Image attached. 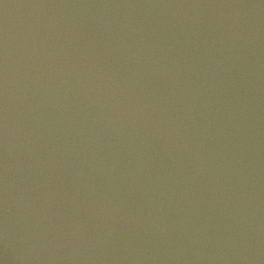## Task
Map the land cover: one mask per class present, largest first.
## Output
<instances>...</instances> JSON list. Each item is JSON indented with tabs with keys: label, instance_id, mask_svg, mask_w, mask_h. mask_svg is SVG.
Returning a JSON list of instances; mask_svg holds the SVG:
<instances>
[{
	"label": "water",
	"instance_id": "1",
	"mask_svg": "<svg viewBox=\"0 0 264 264\" xmlns=\"http://www.w3.org/2000/svg\"><path fill=\"white\" fill-rule=\"evenodd\" d=\"M0 264H264V0H0Z\"/></svg>",
	"mask_w": 264,
	"mask_h": 264
}]
</instances>
